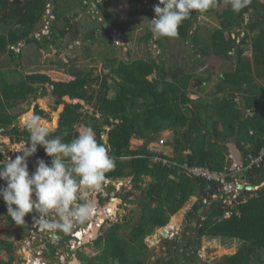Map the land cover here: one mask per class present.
Here are the masks:
<instances>
[{"label":"trees","instance_id":"trees-1","mask_svg":"<svg viewBox=\"0 0 264 264\" xmlns=\"http://www.w3.org/2000/svg\"><path fill=\"white\" fill-rule=\"evenodd\" d=\"M89 1L0 0V13L5 11L0 17V54L6 53L15 61L21 58V52L10 49L11 45L35 42L45 58L47 53L44 50L60 37L71 34L75 40L79 36L78 21L75 18L80 11L89 9ZM127 2L130 7L138 4V0ZM149 2L155 5L158 0ZM48 4L52 5L51 14L54 17L46 21L49 33L29 39L34 29H40L41 18ZM74 6H78L79 11H74V16L70 17L68 13ZM98 7L104 13L108 25L123 31L126 29V21H120L111 8L101 3ZM246 13L249 22L239 43H236L231 32L243 27ZM200 14H214L218 17L219 27L212 30L211 51L218 57L235 58L231 69L221 73V80H216L214 95L220 92L225 95L214 98L210 103L198 99L199 97H189L190 87L203 90V84L209 80L208 76L197 78L195 73L181 76L179 70L173 75L172 81H167L168 72L162 56L159 59L117 61L111 70L100 75H95L92 69H48L32 70L18 81L0 80V127H8L5 132L0 133L1 136H8L13 142L26 143L28 146L29 128L12 126L18 117L11 113L12 109L23 104L29 97H35V93L37 97H43L49 87L56 105L63 104V109L59 114L57 127L48 132V138L64 134V142H70L80 133L77 126L91 127L97 142L107 143L109 155L116 158L115 168L107 172L109 177H132L135 185L146 176L150 178L145 187H137L141 195L138 200L140 214L136 222L131 224L126 212L123 213L122 223L117 222L104 229L94 242L98 253L82 257L85 264H146L150 249L144 242L145 237L167 224L169 217L194 195L198 196V200L190 213L196 226L189 227L198 240L208 237L241 241L235 254L224 255L210 263H196V260L194 263L264 264V186L256 191L241 192L252 196L241 201V195H238L239 202L234 206H225L221 201L212 202L205 208L204 218L201 219L197 212L204 206L199 195L207 182L198 178L199 182L196 183L195 178L184 169V165H187L228 171V147L225 142L231 139L236 140L243 153L248 150L255 153L264 145V2L250 0L248 6L238 13L232 11L227 0H216V6L203 13L193 10L192 15L180 24L177 37L185 42L192 41L193 47L199 48L204 55V47H200L202 42L199 30L197 27L193 28L195 17ZM144 17L143 34L139 39L147 42L153 37L149 23L146 24L153 17V11H146ZM80 25L83 28L84 24ZM90 32L83 36L94 38ZM157 43L162 46L161 38H157ZM247 45L252 52L249 57L244 55ZM152 74L156 75L149 79ZM111 84L114 92L110 96ZM65 96L78 102H64ZM238 96L241 97L240 101ZM84 105L96 110L99 116L92 114L91 110H83ZM33 114L40 119L48 118V113L39 105L34 107ZM45 122L39 121V125L50 129L46 127L50 122ZM166 129L173 132V138L168 142L172 148L171 157L148 148L159 133ZM103 135H106V139ZM133 138L142 139L143 143L133 148L130 144ZM241 142L250 146L246 148ZM20 154L22 153L18 152L15 156ZM156 156L167 158L171 163L154 160ZM4 159L0 153V161ZM36 159L51 157L46 156L43 147L38 145L36 153L27 158L30 174L35 171L33 161ZM243 177L254 186L263 183L264 161L247 169ZM3 184L4 181H0V185ZM227 211L230 215L224 217ZM0 215L6 218L8 226L15 224L7 215L2 199ZM24 219L26 224L28 214ZM25 224L17 225L18 229H23ZM4 235L5 231L0 230V250L4 253L0 254V264H11L13 244ZM190 241L188 239L185 246H190ZM178 246L176 242L168 243L165 250L172 256ZM194 254L195 251L190 252L189 257L192 258ZM168 262L171 261H161L160 264Z\"/></svg>","mask_w":264,"mask_h":264},{"label":"rangeland","instance_id":"rangeland-1","mask_svg":"<svg viewBox=\"0 0 264 264\" xmlns=\"http://www.w3.org/2000/svg\"><path fill=\"white\" fill-rule=\"evenodd\" d=\"M264 2V0H258ZM114 4V1H110ZM116 10H119L123 13L124 16L128 15V22L129 27L132 29L130 33L129 30L125 29L120 30L117 28L112 29L108 23H106L104 16L101 14V20L97 18L95 13L93 12L92 15L94 18H91L92 11L90 8L89 10L86 9L85 12H79L78 17L75 20L78 21L79 25V36L77 39L80 43H77L76 39H72L71 34H66L63 37L54 43L53 45H48L47 48L44 50L47 53V56L44 58L42 53L39 52L37 49L36 43H28L24 44L23 47L19 49L16 48V52H21V58H17V60L13 61L8 54L3 53L0 54V80L3 79H10L12 81H18L24 78L27 72L32 70H48V69H59L62 70L68 66H72L77 68L78 66L81 67L84 71L92 69L95 75H100L101 73H106L107 71L111 70V67L115 66L117 61H132L137 58L142 59H149V58H157L159 59L162 56L163 61L165 63V69L168 72V76L166 80L173 79V75L176 74L179 70H181V76H184L186 73L196 74L197 78H205L206 76L209 77L208 82L203 84V90L198 91L194 87H190V94L189 97L191 99H203L204 101L210 103L209 101L214 97L212 92H215V84L217 75L221 74L224 71H227L231 68L232 63L235 62V58L231 56L230 58H223L218 57L215 55L211 50V43H213L212 38V30H214L219 25L218 17L216 15H204L200 14L195 17L194 27H197L199 30V39L202 42L200 47L203 46L205 53L204 55L201 53L199 48L193 47L192 41H183L179 37H161V45L160 46L156 41V37H152V39L148 40L147 42L141 41L139 37L143 34V28L145 25L144 22V14L141 17L133 18L134 11H144V8L140 4V0H138L137 6H131L134 11L129 12V6L127 4V0H117V3L113 6ZM79 11L78 6L72 7L70 9L68 15L73 17L75 12ZM145 12V11H144ZM115 16L123 21V17L119 16L117 11L114 12ZM97 18V19H96ZM248 19V18H247ZM45 18L42 16V22L40 24V28L45 25L44 23ZM101 21V22H100ZM149 22H146L148 24ZM80 24H84L83 28ZM43 25V26H42ZM61 23H59V26ZM3 28V27H2ZM109 28V31L106 33L104 30ZM86 34L90 32L92 35L94 34V38L87 39L84 38V33ZM104 29V30H103ZM112 29V30H110ZM126 32V33H123ZM115 34H120L125 37V39H121L114 42ZM126 34V35H124ZM118 39V38H117ZM111 41V42H110ZM123 42V43H122ZM84 46L87 49H84ZM82 47V48H81ZM85 50L83 52V50ZM83 52V53H82ZM251 48L247 45L244 48V55L250 56L251 55ZM16 56V54H15ZM66 61H65V60ZM115 59V62H114ZM110 60V61H109ZM77 65V66H76ZM180 67V69H179ZM106 71H105V70ZM156 74L150 75L148 78L152 79L155 77ZM112 82V81H110ZM50 88H46V95L44 94L43 97L38 98L35 100V97H29L25 103L20 106V114L17 124L19 127L24 126L25 119L22 115H28L26 121H30L32 114L34 112V107L38 104L42 107L46 112H48V118L42 119L41 121H48L46 125L47 128H55V121L58 119V114L62 111L63 105L58 104L56 105L52 95L49 93ZM114 92V88L111 84V89L109 95L111 96ZM218 93H215L217 95ZM39 97V96H38ZM219 97V96H218ZM43 98H47L48 100L44 101ZM239 101L241 97L238 96L237 98ZM76 100V99H75ZM73 100V101H75ZM64 102H71L72 100L69 98H64ZM78 102V100H76ZM80 102V101H79ZM82 103V102H80ZM45 104V105H42ZM83 104V103H82ZM42 105V106H41ZM60 106V107H59ZM58 107L60 110H58ZM91 110V108L87 105H84L83 110ZM27 110V111H25ZM25 111V113H21ZM92 111V110H91ZM56 112V113H55ZM30 116V117H29ZM23 121L21 122L20 120ZM46 123V122H45ZM41 126V125H40ZM44 127V126H42ZM45 128V127H44ZM84 126H77V130L81 132ZM49 129V130H51ZM48 130V131H49ZM160 136H157L155 141L159 139ZM231 141V140H230ZM229 141V142H230ZM143 143L142 139L133 138L130 142L133 148L140 146ZM153 144H149L148 148L152 147ZM153 148V147H152ZM158 149V148H156ZM168 151V150H167ZM157 153L159 151H156ZM170 154V153H169ZM145 180L142 183L137 184V186H141L142 188L146 186L147 182L149 181V177L144 178ZM261 183L258 186H261ZM135 184L132 183V201H130L129 207L126 208V216L129 218V222L131 224L135 223L139 217L140 210L138 206V200L140 198V189L134 187ZM264 186V185H263ZM197 196L190 197L183 207L179 209L171 218L169 217V225H175V229L181 230L185 227L187 220L186 213L187 211L191 210L193 205L197 202ZM115 209V208H114ZM123 217L120 215L115 214L110 224H114L117 222L122 223ZM7 220L4 217L0 216V230L5 231V237L10 239L9 241L12 242L14 245L15 238L13 235L17 236L18 233L13 230L14 224L8 226ZM167 226V228H168ZM109 227L106 225L104 229ZM193 233V231H189V234ZM152 234V233H151ZM154 234V233H153ZM186 236V235H185ZM194 237V236H193ZM13 239V240H11ZM147 247L150 249L151 256L146 258V264H158L160 259L162 260H169V254L164 247V240H161L160 243H155L153 236H150L148 240H146ZM234 243V239H219V238H208L202 237L200 239V244L197 248H195L196 252L193 255L194 261L196 263L199 261H207L212 262L214 260L220 259L224 255H231L235 254L238 247H232L231 245ZM87 250L90 252H97V249L94 245H87ZM0 254L4 255L3 251L0 250ZM81 257H91L89 254L81 253ZM179 259L180 264H196V263H185L183 262L182 256ZM16 259V255L14 256L13 260ZM83 259V258H82ZM148 262V263H147Z\"/></svg>","mask_w":264,"mask_h":264},{"label":"clouds","instance_id":"clouds-1","mask_svg":"<svg viewBox=\"0 0 264 264\" xmlns=\"http://www.w3.org/2000/svg\"><path fill=\"white\" fill-rule=\"evenodd\" d=\"M227 2L230 3L232 11L238 13L248 6L250 0H227ZM215 6L216 0H158V3L152 5L150 9L153 11V17L148 27L156 38H174L179 35L178 28L182 21L188 19L193 10L203 13ZM51 7L52 5L48 4L46 8V10L50 8V14ZM143 8L148 11L145 7ZM44 14L50 17L47 11ZM243 22V27L235 28L231 32L236 43H239V39L246 31V25L249 22L248 13L245 14ZM48 33L49 30L43 35ZM39 121H41L40 117L32 116L29 126H23L28 127L30 131L27 147L17 151L6 147L7 158L0 161V181H4V184L0 185V199L4 201L7 215L15 222L16 227L24 225L25 216L34 212L37 214L33 216L35 225L47 230L69 233L75 224H83L92 217L95 202L91 197L101 190L105 174L116 166V158L109 155V147L97 142L91 127H84L74 139L64 142V134L48 138V132L56 127L48 131L39 125ZM103 138L106 139V135H103ZM156 141L154 139L151 143ZM233 141L236 142V140ZM38 145L43 147L46 156L51 159H38L35 171L30 174L27 158L36 153ZM241 145H246V148L250 146L244 142H241ZM237 147L239 148L238 145ZM249 151L242 153V159ZM18 152L22 154L15 156ZM243 185L245 187L249 184L246 182ZM239 190L241 192L242 189ZM204 192L205 190L201 191L199 196L205 197ZM123 213L121 212L120 217ZM53 214L55 219L51 218ZM168 223L160 228L167 226ZM107 225L113 224L108 222ZM82 261L78 263L81 264Z\"/></svg>","mask_w":264,"mask_h":264},{"label":"built area","instance_id":"built-area-1","mask_svg":"<svg viewBox=\"0 0 264 264\" xmlns=\"http://www.w3.org/2000/svg\"><path fill=\"white\" fill-rule=\"evenodd\" d=\"M140 4L148 10L152 9V5L148 0H140ZM90 8L92 7L90 6ZM91 10L93 11V9ZM46 11L53 18V15L50 14V8ZM42 32L46 34L47 30L42 29ZM119 37L120 34H115L113 38L117 40ZM172 135L171 130L162 131L160 138L156 142L151 143L153 148L150 147L149 149L171 157L172 148L168 142L172 140ZM154 160H162L165 164L171 163L167 158L160 156L154 157ZM243 161L246 164L244 169H251L263 163L264 146L260 147L256 153L247 152ZM184 169L191 177L203 178L207 182L204 193H208L210 197H201V201L207 205L212 201H221L225 206H234L240 193L236 185L240 182L246 184V182H242L233 174L229 175L224 170H211L205 166L187 165H184ZM241 170L242 168H238L236 173ZM105 175L107 177L102 182L101 190L94 193L91 197L95 202V211L92 217L83 224H75L71 232L64 233L60 230L43 229L34 223L33 216L37 214L34 212L29 213L28 227H24L22 231L18 232L15 230L18 233L17 236L14 235L15 242L13 245L16 264H72L74 260L81 261V253L89 254L90 256L95 255L96 252L87 250V245H94V241L101 235L103 228L111 221L113 216L115 214L120 215L124 207L128 206L127 201L123 197L132 187V178L109 177L107 173ZM208 189L210 192H206ZM196 200L198 199L196 198ZM111 205H114V210L110 209ZM225 213L224 217L230 215L229 211ZM51 218L55 219L56 217L53 214ZM167 226L160 228L157 234H153V244L169 238L178 225L176 227L173 225L170 228H167ZM14 228H16L15 225ZM94 231H96L95 234H93ZM87 236L88 240L86 241Z\"/></svg>","mask_w":264,"mask_h":264},{"label":"flooded vegetation","instance_id":"flooded-vegetation-1","mask_svg":"<svg viewBox=\"0 0 264 264\" xmlns=\"http://www.w3.org/2000/svg\"><path fill=\"white\" fill-rule=\"evenodd\" d=\"M31 37H35V36L32 35V36L29 37V39H31ZM23 46H24V43L20 44L19 46H17V45H11L10 46V49L16 51V48L19 49L20 47H23ZM35 100H36V98H35ZM7 129H8L7 126H1L0 127V133L5 132ZM0 145H3L4 147H8V148H10L12 150H16V151L17 150H21L23 147H27L26 143L13 142L8 136L3 137L1 135H0ZM17 146H21V148H18ZM37 160L38 159H36V160L33 161V163L35 165L37 164ZM146 177H148V176H146ZM144 180L145 179H143L142 181L138 182V184L139 183H142ZM149 181H150V179H149ZM132 183H134V182L132 181ZM134 187L137 188L138 187L137 184ZM140 195H141V193H140ZM123 198H124L125 201H127V204H128V206L124 207L123 212L125 213V212H127L126 211L127 210L126 208L129 207L130 201H132V189H130L128 191V193H126L124 195ZM110 209L111 210H114V205H111L110 206ZM188 213L190 214V216H188ZM0 216L3 217L2 215H0ZM186 217H187V220L188 221L186 222L185 227L183 229H181V230H178V231L176 229L173 230L172 231V235H170L169 238L164 239V244H166V245H168V243L170 244V243H174V242H176L179 245L178 248H177V251H175V254H173L172 256H169L168 257L169 258V261H171V262H168V264H180V262H179V259H181L180 256H182L184 253H186L185 248H189V250L187 251V255H189L190 252H194V251L196 252L195 248H197L198 245L200 244V240L195 239L193 237L194 236L193 233L189 234V231L191 230V228L189 226H192L191 223H192L193 220H195L194 217H193V215H192V213L187 212L186 213ZM159 229H160V227L156 228L155 231L158 232ZM13 230H16L17 232L18 231H22V229H18V227L14 228ZM148 236H150V235H148ZM148 236H146L145 239ZM151 236H153V235H151ZM145 239H144V242L146 243ZM188 239L191 240L190 241V246H185V243L188 242ZM219 239H221V238H219ZM11 240H13V239H11ZM182 249L184 250L183 252L181 251ZM14 256H15V254L12 253V255H11V264L12 263L13 264H16V259L13 260ZM150 256H151V253H150ZM81 261H82V258H81ZM161 261H165V260L160 259L158 261V264H160ZM82 262L85 263L84 261H82ZM193 262H194V259L189 257V260L187 262H185V263H193Z\"/></svg>","mask_w":264,"mask_h":264},{"label":"crops","instance_id":"crops-1","mask_svg":"<svg viewBox=\"0 0 264 264\" xmlns=\"http://www.w3.org/2000/svg\"><path fill=\"white\" fill-rule=\"evenodd\" d=\"M117 3V0H115L114 1V4L113 3H110L111 5L109 6V8H111L114 12L115 11H117L118 13H119V16H121V17H123V20H125L126 21V24H127V26H126V29L127 30H129V32H127V33H130L131 31H132V27L130 28L129 27V22H128V15H126V16H124L123 15V13L122 12H120L119 10H116L113 6L115 5ZM127 4H128V2H127ZM128 6H129V4H128ZM133 10V9H132ZM131 10V7L129 6V12H131L132 11ZM145 11V10H144ZM144 11H140V12H138V11H134V15H133V18L132 19H135V16L138 18V17H141L142 16V14H144V16H145V14H146V11L144 12ZM79 18V17H78ZM144 22H145V20H144ZM112 29H114L115 27L113 26H111V25H109ZM78 27H79V25H78ZM112 29H110V30H112ZM82 32H83V30H81ZM106 31L108 32L109 31V28H107L106 29ZM106 31H105V33H106ZM84 33V32H83ZM123 33H126V32H123ZM126 33V34H127ZM126 34H124V35H126ZM94 35V34H93ZM84 38H86L85 36H83ZM91 38H93V37H91ZM91 38H87V39H91ZM140 38V37H139ZM122 39L124 40L125 39V37H123L122 36ZM76 41H77V43H80V41L76 38ZM111 42V41H110ZM123 43V42H122ZM82 48V47H81ZM84 49L86 50L87 49V47L86 46H84ZM83 50V49H82ZM85 50H83V52L85 51ZM82 52V53H83ZM65 60V59H64ZM67 60V59H66ZM65 60V61H66ZM77 66V65H76ZM68 69H74V70H78V69H82L81 67H77V68H75V67H72V66H68V67H66L65 66V68L64 69H62V70H59V69H56V70H58V71H63V70H68ZM231 69V68H230ZM83 70V69H82ZM105 70V69H104ZM106 71V70H105ZM228 71V70H227ZM108 72V71H107ZM225 72V71H224ZM224 72H222V74L224 73ZM216 78L218 79V80H221V74H219V75H217L216 76ZM169 81H172L173 79H168ZM258 80V79H257ZM258 82H259V80H258ZM215 87H216V84H215ZM214 87V88H215ZM212 94L214 95V92H212ZM222 95H225L224 93H222V92H220V93H218L217 95H214V97L210 100V102H212V100L214 99V98H220ZM219 96V97H218ZM66 97V96H65ZM65 97H63V99L65 98ZM66 98H68V97H66ZM76 101V100H75ZM75 101H71V102H75ZM25 103V102H24ZM44 103V102H43ZM42 105H45V104H42ZM60 105V104H59ZM63 105V104H62ZM20 108V107H19ZM19 108H14L13 110H12V112L11 113H14V114H16L18 117H17V119H16V121L12 124V126H14V125H16V126H19L18 124H17V120H18V118H19V116H20V114H18L19 113V111H20V109ZM25 111H27V110H25ZM25 111H22L21 113H25ZM26 114V113H25ZM32 114V116H34V114L33 113H31ZM22 117L26 120L27 118H25L26 117V115H22ZM58 117H59V114H58ZM20 119V118H19ZM58 120V119H57ZM21 122L23 121V119L22 120H20ZM28 122H30V121H28ZM51 129V128H50ZM230 141V140H229ZM229 141H227V142H229ZM230 142H233V140L231 139V141ZM226 143V142H225ZM243 146V145H242ZM18 148H21V146H17ZM7 152V151H6ZM244 154V153H243ZM228 157H229V162L227 163V167L230 165L231 166V164H230V162L232 161L231 160V157H230V155H229V150H228ZM247 180V179H246ZM243 182V181H242ZM249 184V183H248ZM249 185H251V184H249ZM264 185V182H263V184L261 185V186H263ZM254 186V185H253ZM261 186L259 187V188H261ZM245 190H248V189H246L245 187L244 188H242V190H241V192H243V191H245ZM258 190V189H257ZM248 191H250V190H248ZM254 191H256V190H254ZM240 192V194L239 195H241L240 197H241V201H245L247 198H248V196H252V194H248V195H246V194H244V193H241ZM239 196H238V198H240ZM238 198H237V200L235 201V204H237L238 202H239V200H238ZM206 208V207H205ZM205 211V209H203V210H199L198 211V213L200 214V213H202V212H204ZM154 234H157V231H155L154 232ZM13 237H14V235H13ZM194 238L195 239H197L195 236H194ZM239 244H241V241H239V240H237V239H234V243L231 245L232 247H238V245ZM188 250H189V248H188Z\"/></svg>","mask_w":264,"mask_h":264},{"label":"bare ground","instance_id":"bare-ground-1","mask_svg":"<svg viewBox=\"0 0 264 264\" xmlns=\"http://www.w3.org/2000/svg\"><path fill=\"white\" fill-rule=\"evenodd\" d=\"M110 1H115V0H90L89 1V4H90V6L92 7L93 6V11L91 12V11H88V12H91V17L92 18H94L93 17V15H92V13L94 12L95 13V15L97 16V18L99 19V20H101V14L104 16V13L102 12V10L98 7V4L99 3H101V4H103V5H106V6H110L111 4V2ZM87 10H89V9H87ZM42 16H44V15H42ZM48 18H52V17H48V16H46L45 17V21H44V23H45V25L43 26V27H41L40 29H34V31L32 32V35L33 36H42L43 35V32H42V30L41 29H46L47 30V19ZM96 18V19H97ZM42 19V18H41ZM101 22V21H100ZM121 36L122 35H120V37L117 39V40H114V42L115 43H117V41L118 40H120L121 39ZM35 98H36V100H38V98H40V97H37L36 95H35ZM65 99H66V97H65ZM43 100V102L44 101H46V100H48L47 98H43L42 99ZM38 105V104H37ZM42 106V105H41ZM45 111V110H44ZM46 112V111H45ZM46 113H48V112H46ZM56 113V112H55ZM27 118H28V115L26 116ZM30 117V116H29ZM29 119H31V118H29ZM42 120V119H41ZM55 126L57 127V120L55 121ZM47 130H49V129H47ZM0 146H3V145H0ZM240 152H241V154L243 153L242 151H241V149H240ZM230 164H231V166L229 165L228 167H227V170L228 171H225L226 173H231V174H229V175H235L238 179H240L241 181H243V182H247V181H245V179H244V177H243V174H244V172L247 170V169H244L245 167H246V164H245V162L243 161V159H241V162H240V164H238V165H236L235 167H232V164H233V162L231 161L230 162ZM238 168H242V170L241 171H239L238 173H236V170L238 169ZM212 185H213V183H212ZM206 192H210V190L208 189ZM205 197L206 198H209L210 196L208 195V193H206L205 194ZM212 202H215V201H212ZM211 202V203H212ZM210 203V204H211ZM202 204H203V206L204 207H202V208H199L198 209V211L199 210H203V209H205V207L207 208L208 207V205L206 204V203H203L202 202ZM209 204V205H210ZM198 213V212H197ZM198 216L201 218V219H203L204 218V212H202V213H198ZM169 228L171 227V226H168ZM7 239V238H6ZM7 240H10V239H7ZM73 263V262H72ZM13 264V263H12Z\"/></svg>","mask_w":264,"mask_h":264},{"label":"water","instance_id":"water-1","mask_svg":"<svg viewBox=\"0 0 264 264\" xmlns=\"http://www.w3.org/2000/svg\"><path fill=\"white\" fill-rule=\"evenodd\" d=\"M52 3H53V1H52ZM4 12H5V11H2V12L0 13V17H1V14H3ZM46 16H47V15L44 14L43 18H45ZM30 36H32V35L30 34L29 37H30ZM35 95H36V93H35ZM36 101H37V100H36ZM91 113L94 114V115H96V116H98V112H97L96 110H92ZM29 123H30V122H28V121L25 120L24 125L29 126ZM99 125H100L101 127H103V124H102L101 121H99ZM225 144H226V146L228 147L229 155H230L231 160H232V162H233L232 167H235L236 165L240 164L241 159H242V154H241L239 148L237 147L235 141H233V142H226ZM106 145H107V143H106ZM154 148L156 149V147H154ZM0 153L3 155V157L7 158L6 147H4V146H0ZM105 177H107V175H105ZM195 181H196V183L199 182L198 179H195ZM236 187H237L238 189H242V188L244 187V185H243L242 183H238V184L236 185ZM259 187H260V186H253V185H246V186H245V188L248 189V190H250V191L257 190V189H259ZM188 216H190L189 213H188ZM191 225H192L193 227H195V225H196L195 221H192ZM25 226L28 227V224H26ZM95 233H96V231H94L93 234H95ZM93 234H92V235H93ZM87 240H88V236L86 237V241H87ZM181 251L183 252L184 250L182 249ZM185 251L187 252V251H188V248H185ZM182 259H183V262H187V261L189 260V256L187 255V253H184V254L182 255ZM72 264H79V263H78L77 260H74ZM81 264H84V263L82 262ZM107 264H108V262H107Z\"/></svg>","mask_w":264,"mask_h":264}]
</instances>
